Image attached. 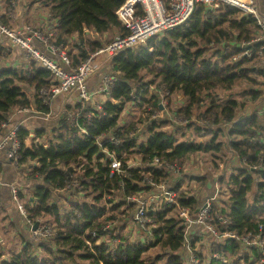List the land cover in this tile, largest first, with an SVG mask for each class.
I'll return each mask as SVG.
<instances>
[{
    "label": "trees",
    "instance_id": "obj_1",
    "mask_svg": "<svg viewBox=\"0 0 264 264\" xmlns=\"http://www.w3.org/2000/svg\"><path fill=\"white\" fill-rule=\"evenodd\" d=\"M11 1H6L8 12ZM256 1L260 2L259 12L264 14V0ZM123 2L31 0V4L38 3L49 9V18L42 29L54 33L53 37H48L49 42L68 49L73 60L67 68L70 71L86 59L89 52L117 36L104 40L106 34L119 32L118 35L124 36L128 33L117 17ZM1 20L8 25L12 21L8 13L3 14ZM262 33L255 15L226 4L213 9L200 3L184 24L151 37L137 48L125 49L111 59L108 71L118 75L111 92L114 103L108 100L102 109L80 100L74 105L67 104L50 129L37 126L31 132L19 124L20 168L29 171L26 176L42 180L41 184L32 185L30 196L23 191L19 195L27 201L29 217L34 221L41 219L53 223L57 234L41 243L23 237L20 250L12 252L0 264H158L162 260L163 264H188L185 251H181L186 228L178 217L168 216L169 208L148 213L157 226L151 227V234L145 232L143 239L123 233L127 218L137 207V202H130L128 198L141 190L154 189L141 184L148 173L156 183L167 180L169 186L175 187L176 181L172 180L175 172L167 165L151 166L149 163L154 157L183 165L196 152L220 151L223 143L218 137L225 132L226 146L238 156L240 165L225 181L231 192L224 201L225 207L218 201L213 204L212 211L217 213L214 223L220 226L219 216H222L231 224L223 225L221 230H231L237 236L255 232L258 224L264 223V107L240 118H237V112L247 102L260 100L262 91L253 87L258 84L253 75L264 78V64L256 56H240L235 62L232 58L242 54L243 43ZM75 36L76 40L72 42L71 38ZM260 44L262 42L246 48H258ZM73 48L77 53H73ZM6 52L9 50L0 44V62L6 58ZM29 66L31 69L27 68ZM27 67L0 65V135L14 126L9 117L15 108L34 105L38 112L49 114L51 103L57 98L50 97L49 103L45 104L36 93V90L51 85L52 73L34 62ZM150 85L169 89V100L182 96L183 104L169 108L176 117L188 122L179 124L167 117L151 120L145 111L139 112L144 103L159 108L156 97L150 89H145ZM247 85L250 88L248 86L239 93L240 99H224L221 95V91L229 92ZM27 89L34 90L33 98ZM137 99L136 115L124 120L125 104ZM69 112L77 114L74 123L68 119ZM88 112L91 113L89 119ZM191 127L197 136H202L201 139H194L187 133L186 129ZM203 132L206 136L212 134V139L206 142ZM32 134L45 138V142L26 144L25 138ZM109 137L119 139V144L109 141ZM101 142L103 145L99 146ZM104 149L115 153L122 162L121 172L112 174L111 158ZM134 154L142 158V166L127 164ZM84 158L88 162L85 163ZM61 164L67 170L60 168ZM72 166H82L77 172L79 184L72 190L54 195L52 189L66 188ZM198 180L206 181L200 177ZM180 201L194 211L202 200L196 195L186 198L182 192ZM210 241L212 253L222 254L227 261L208 260L207 256L197 252L202 264H254L260 259L254 249H244L236 239L218 243L211 237ZM156 245L161 251L155 256L148 255Z\"/></svg>",
    "mask_w": 264,
    "mask_h": 264
},
{
    "label": "built area",
    "instance_id": "obj_2",
    "mask_svg": "<svg viewBox=\"0 0 264 264\" xmlns=\"http://www.w3.org/2000/svg\"><path fill=\"white\" fill-rule=\"evenodd\" d=\"M3 3L4 0H0V44L6 50L16 51L21 55L19 59L21 68H26L31 62H34L37 66L52 73L53 79L51 85L36 90V93H38L45 104L49 103L50 97L64 95L74 91L78 93L76 102L79 100L88 102L97 109H102L103 103L108 100L114 103L115 100L111 98V92L113 86L118 81V75L111 71L104 72L101 74L99 85L93 90L88 89V79L100 70L104 62L110 61L115 55L125 49L137 48L140 45L146 44L151 37L184 24L192 16L196 6L200 3L213 9L221 4H226L238 8L246 14L255 15L263 33L248 43H243L241 46L245 48L244 51L241 55L233 56L232 61H237L240 56H246L248 58L256 56L259 62L264 64V19H262L259 9L254 5L252 0H124L117 10V17L120 23L128 30V33L124 36L117 35L112 41L96 51L89 52L88 57L71 71L63 68L61 64V62L67 65L71 63L67 50L63 46H58L48 40V37H53L54 33L48 31L49 29H42L41 25L38 28H33L30 25L10 27L8 24L3 23L1 16L7 13ZM18 4V0L11 1L10 13H8L9 17H12V13L15 12ZM260 42L262 44L258 48H246L248 45ZM217 47L218 45H216ZM228 48L227 46L225 52H227ZM59 59L61 62H59ZM27 68L31 69L30 66ZM145 89H150L152 96L154 95L156 97L159 108L155 109L149 103H144L139 112L142 113L145 111V115H149L151 120L165 118L166 115L167 118H172L175 123L188 122L185 119L182 120L176 117L167 109L169 96L171 95L169 89L165 87H153L152 85L145 87ZM98 95L106 97L107 100L102 99L97 101L96 97ZM133 103L138 104L139 102L138 100H134ZM29 113L48 115L38 112L33 106L18 107L10 113L9 121L15 116ZM90 117L91 113L88 112L87 118L89 119ZM76 118V113L69 112L68 119L72 123L76 121ZM5 126L6 124L3 123V127ZM19 128L20 125L15 124L8 132L0 136V155L3 151H6L8 158L16 167H21L19 160L21 157L22 140L18 135ZM83 131L86 132V130ZM108 140L114 144H119L120 142L116 137H109ZM24 142L28 145L30 143L41 144L45 142V139L32 134L30 137L25 138ZM102 145L103 142L99 143V146ZM104 151L111 158L110 165L112 174L121 172L122 162L116 157L115 153H111L106 149ZM100 160L103 161V159ZM93 161H96V159L93 158ZM84 162H88L86 158H84ZM127 164L142 166L143 160L139 155L135 154V158L131 157L128 159ZM149 164L159 168L167 165L171 171L175 172L172 178V180L176 181L175 187L178 184L180 186L178 188L171 187L167 183V180L156 183L153 176L148 173L141 184L143 186L148 185L149 187H154V189L151 191L141 190L129 196V201L137 202V207L132 213V216L130 215L127 218L124 230H133V228H136L137 233L143 239L145 232L151 234V227L157 226L152 216L148 215V213L169 208L168 216L178 217L186 228L184 233L185 242L181 250L186 253V263L202 264L203 261L197 255V252L199 250L202 253L201 244L203 242L205 243L206 241L207 246L211 245L212 241H210V238L212 237L218 243H223L226 239L238 240L244 249L248 251L254 249L260 255V259L254 264H264V223H259L255 232H249L242 236H237V234L228 229L221 230L224 228L223 225L231 224L229 219L219 216L221 225L219 226L214 223L217 213L212 211L213 204L218 201L220 205L225 207L224 201L231 196L230 189L227 185L222 184L221 180L214 177V193L205 198L201 205L193 211L190 206L181 204L180 195L184 192L186 198L194 195L201 197V194L199 195L195 188V181L199 182V177L193 176L186 182L185 177L187 176H184L186 175L183 167L184 164H170L158 156L154 157ZM72 167L73 172L70 174L71 179L66 188L52 189L54 195L58 196L60 192L69 189L72 190L79 184L77 172L80 171L82 166ZM60 168L67 170L62 164ZM20 191H25L24 187L12 185L13 199L17 202L18 211L28 227L32 240L41 243L57 234L55 225L46 223L41 219L34 221L29 217L26 203L23 201L25 199L19 195ZM36 222H39V224L37 228L33 229ZM106 228H109V226ZM128 234L133 238L139 237V235L135 237L130 232ZM207 256H209L207 258L208 260L210 258H218L222 262L227 261V258L220 253H211L207 254Z\"/></svg>",
    "mask_w": 264,
    "mask_h": 264
},
{
    "label": "crops",
    "instance_id": "obj_3",
    "mask_svg": "<svg viewBox=\"0 0 264 264\" xmlns=\"http://www.w3.org/2000/svg\"><path fill=\"white\" fill-rule=\"evenodd\" d=\"M18 3H19L18 7L15 9V12L12 13V16H14V14H16L15 16H20V14H22V13L27 14V13H29V10H32V8L34 7V9H36V11L34 13L38 14L37 15L38 17L37 16L36 17L40 18V20H38V21H40L41 23L43 22L44 24H45V22H47V20L49 18V14H50V11L47 7H45V6L39 7L38 3H34L33 6L29 7L28 3H26V0H18ZM6 12L10 13L8 11H6ZM38 21L36 19V22H38ZM74 40H76V36L71 38L72 42ZM69 49H71V48L69 47ZM66 50L68 52V49H66ZM72 51L74 54L77 53L76 48H73ZM69 57H70L71 63L68 65L65 63H62L61 60L59 59V62H61L63 68H65V69H67L68 67H71V65L73 63L72 57L70 55H69ZM81 61H83V60H81ZM81 61H80V63H81ZM110 61L104 62L103 66L100 68V70L106 69L105 71L100 73V70H99V72L94 73L88 79V81H87L88 89H96L97 85H99L101 74H103L104 72H108V68L111 69ZM14 62H15V64L12 62L10 63V61L0 62V65L5 66L8 64V66L11 65V66H16V67L19 65L21 68V64H19L20 63L19 59L14 60ZM79 64H77L76 66H78ZM152 86L154 87L155 85H152ZM77 94L78 93L74 91V92H71L68 94L56 96L57 98L55 97L56 99L54 100L55 106L53 108V105H52V110L57 111V109L61 108V106L62 107L65 106V108H66V105H65L66 103L74 105L78 99ZM102 99L107 100V98L103 97V96L98 95L96 97L97 101L102 100ZM133 102L134 101H128L125 104V108H124L123 113H122L124 120H127L129 117L136 115L135 110H136L138 104H135ZM183 103H184V99L182 96L173 97L172 100H169L168 105H167V109L170 111V108H169L170 105H171V107H174L176 104H183ZM65 108H64V110H65ZM62 112H63V110H62ZM34 114H38V113H29V114L18 115V116L29 115L28 116L29 118H24L23 120H19L18 124H23L27 129H31V132H34L33 129H36L37 126H42L43 128L45 126H47L50 129V127H52L54 125V124H51V122H49L48 120L47 121L38 120ZM39 115H41V114H39ZM43 116L47 118V117H49V114L47 116L46 115H43ZM16 118H17V116L13 117L11 120L16 119ZM186 131L191 136L196 137V139L202 138V136H197L196 131L192 127L186 129ZM34 135H36V134H34ZM49 135H51V134H49ZM203 139H204V137H203ZM198 153H208V152H196V153L192 154L183 163L184 164L183 167H184L185 173H186V175H184V176L189 177V178L185 177L186 182H188L193 176L206 179V181H199V182L195 181V188H196L197 193L199 195L201 194V200H202L201 203H202L205 198H207L208 196H210L214 193V186H213L214 177L215 178L217 177L219 180H221L222 184L226 185L225 181L228 178V175L226 174L225 170L223 169V166L221 167V169L224 171V173H221L220 175L215 174V173H210L209 171L208 172L202 171V170H200L198 173H193V172H197L199 170L198 168L202 167V166H197L198 167L197 168L196 166H194L195 160L198 159L197 158ZM228 153L231 155L232 166H234L233 160H235L236 163H235L234 169L236 167L238 168L240 165V162H239L240 159L238 158L237 155H234L231 152V150L229 151V147H228ZM0 158H1L0 163H2V168L0 169V249L4 252L2 254V257H3L2 260H4V259L7 260L8 258H5L4 255H6L5 251H9V249H5L4 247H2L4 245H6L3 243L2 237L6 234L8 235V237H12V238H16V239H18V237H21V236L26 237V238L29 237L28 234L26 233V232H28L27 225L25 224L21 214L18 211L17 202L13 199L12 185L13 186H15V185L21 186V187L24 186L26 189L28 187L29 191L27 189V192L23 191V193L25 195L30 196V194L32 193V188H31L32 185L41 184L42 180H34V179L30 178L29 176H26L27 172H29V171H24L20 167L14 166L13 163L11 162V160L8 158L6 151H3L1 153ZM229 165H230V163H229ZM219 166H220V164H219ZM186 167H187V169H186ZM23 199H25V198H23ZM23 201H25V203L27 204L26 199ZM20 243L15 242L14 247L11 248V250H10L11 253H10L9 257L12 255V252H14L16 250H20V247L22 245V244L20 245ZM211 253H212L211 245H208L205 248V254H203V253L202 254L207 256V254H211ZM2 260L0 259V262Z\"/></svg>",
    "mask_w": 264,
    "mask_h": 264
},
{
    "label": "rangeland",
    "instance_id": "obj_4",
    "mask_svg": "<svg viewBox=\"0 0 264 264\" xmlns=\"http://www.w3.org/2000/svg\"><path fill=\"white\" fill-rule=\"evenodd\" d=\"M6 1L7 0H4V3H3V5L5 6V7L3 6L5 10L7 9L6 7L8 5V3ZM252 2L254 3V5L257 8H259L260 2H257L256 0H252ZM26 3H28L29 7L33 6V4H34V3L31 4V0H26ZM38 6L40 7L41 5L38 4ZM35 11H36V9H34V7H33L32 10H29V13H27V14L22 13V14H20V16L9 17L10 21L12 19V21L9 22L10 27H18V26H25V25H30L33 28L34 27L38 28L39 25L44 27L45 24L43 22L41 23L40 21H38V20H40V18H37L38 14L34 13ZM261 17H262V19H264V14L263 13L261 14ZM36 19H37L38 22H36ZM118 34H119V32L110 33V34L108 33V34H106L103 37V39L104 40H106V39L110 40V39L114 38ZM6 54H7L6 58L2 59L1 62L10 61V63L12 62V63L15 64L14 60L20 59V56H19V54L16 51L9 50V52H6ZM18 67H19V65H18ZM253 77L258 79V84L253 86V87L257 88V89H260L262 91V94L260 96V100L257 103H250V101H249V102H247L245 104L244 108L240 107V109L237 112V118L238 117L240 118V117H243V116H247L249 114H252L253 112H256L258 107H264V78H261L260 76H256V75L255 76L253 75ZM248 86L249 85H247L246 88H244L243 86H239V87H236V88H234L233 90H231L229 92L221 91V95L223 96L224 99H226L227 97L234 98V99H240L239 93H241L244 89H247ZM248 88H250V86ZM27 90H28V95L33 98V95L35 93L34 90L33 89H27ZM67 104L68 103H66L65 105H67ZM52 105H53V108H54V106H55V102L54 101H52V103H51V113H49V117L46 118L43 115L34 114L35 117H37V119L40 120V121H47L48 120L49 122H51V124H56L57 120L59 119V116L65 111L64 110L65 106H63V107L61 106V108L57 109V111H53L52 110ZM33 108H35L34 105H33ZM62 110H63V112H62ZM28 116L29 115L17 116L16 119H13L11 121H13L14 125H15V124H18L19 120H23L24 118H29ZM165 117H166V115H165ZM225 129L226 128H224V131H226ZM225 133H223L221 136L218 137V140L223 143V147L221 148L220 151H217V152H212L211 151V152H208V153H198L197 154V158L198 159L195 160L194 166H196V167L197 166H202V167L201 168L197 167L199 170L197 172H193V173H198L200 170H202V171H206V172L209 171L210 173H215V174L220 175L221 173H224V171L221 169L222 166H223V169L225 170L227 175H228V173L232 172V170L235 167L236 161L233 160L234 166H232L231 155L228 153V147L226 146V142H227L228 138L226 137ZM203 136H204L205 141L207 142L210 139H212L213 135L211 134L210 136H206V134L204 133ZM193 138L196 139V137H193ZM131 157L135 158V154L132 155ZM229 163H230V165H229ZM219 164H220V166H219ZM186 169H187V167H186ZM235 169H237V168H235ZM24 189H25V192H27V189L29 191L28 187H27V189L24 187ZM46 217L50 220L49 216H46ZM47 218H46V220H48ZM47 223H49V222H47ZM49 224H53V223H49ZM129 232L132 235H135V237H137L139 235V237L137 239H142L141 235L137 233V229L136 228H133V230L127 229V230L123 231L124 234H128ZM26 233L29 236L27 239L31 240V236H30L29 232H26ZM22 238H23L22 236L18 237V239L12 238V237H8V235L6 234V235H4L2 237L3 243L6 244V245H4L2 247H4L5 249H9V251H10L11 248L14 247L15 242L16 243H20L22 241ZM206 243L207 242L205 241V243L203 242V244H201V250H202L203 254H205V248L207 247ZM9 251H5V253H6V255H4L5 258H9V255L11 253V251L10 252ZM160 251H161V247L159 245H156L155 247H152L148 251L147 254L150 255V256H155ZM0 252H1V255H2V253H4L1 249H0ZM198 253L201 254V252H199V250H198ZM207 258H209V256H207ZM0 259L2 260L3 257L1 256ZM250 260H253V258H250ZM158 264H163V260L160 261Z\"/></svg>",
    "mask_w": 264,
    "mask_h": 264
},
{
    "label": "water",
    "instance_id": "obj_5",
    "mask_svg": "<svg viewBox=\"0 0 264 264\" xmlns=\"http://www.w3.org/2000/svg\"><path fill=\"white\" fill-rule=\"evenodd\" d=\"M38 224H39V222H36V223L34 224V226H33V229L37 228Z\"/></svg>",
    "mask_w": 264,
    "mask_h": 264
}]
</instances>
